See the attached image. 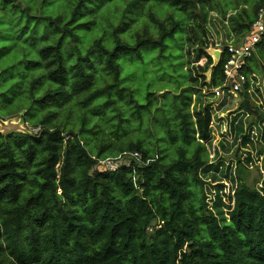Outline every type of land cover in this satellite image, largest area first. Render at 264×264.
Wrapping results in <instances>:
<instances>
[{
    "label": "clouds",
    "instance_id": "obj_1",
    "mask_svg": "<svg viewBox=\"0 0 264 264\" xmlns=\"http://www.w3.org/2000/svg\"><path fill=\"white\" fill-rule=\"evenodd\" d=\"M0 264H264V0H0Z\"/></svg>",
    "mask_w": 264,
    "mask_h": 264
}]
</instances>
